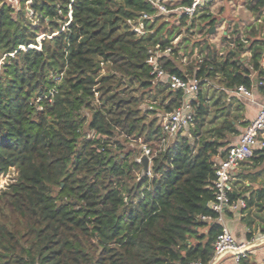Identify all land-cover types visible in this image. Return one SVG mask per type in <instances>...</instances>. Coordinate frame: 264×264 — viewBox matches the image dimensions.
I'll return each instance as SVG.
<instances>
[{
	"label": "trees",
	"instance_id": "1",
	"mask_svg": "<svg viewBox=\"0 0 264 264\" xmlns=\"http://www.w3.org/2000/svg\"><path fill=\"white\" fill-rule=\"evenodd\" d=\"M20 1L0 0V174L18 171L0 192V264H208L223 229L210 205L216 158L248 124L228 91L253 87L249 65L264 88V39L233 24L216 46L207 8L144 19L138 34L129 21L157 12L147 0ZM158 46L172 48L159 58L168 75L202 80L195 119L174 138L162 122L186 97L153 74ZM182 50L188 63L173 57ZM205 83L218 84L211 96ZM138 140L152 151L149 173L129 146ZM248 254L239 264H254Z\"/></svg>",
	"mask_w": 264,
	"mask_h": 264
},
{
	"label": "built area",
	"instance_id": "2",
	"mask_svg": "<svg viewBox=\"0 0 264 264\" xmlns=\"http://www.w3.org/2000/svg\"><path fill=\"white\" fill-rule=\"evenodd\" d=\"M152 4L157 12L154 15L144 14L138 21H129L134 31L138 34L146 33V27L144 19L154 18L157 15H170L178 14L180 16L186 15L189 18L198 16L202 9L208 8L214 0H192L191 4L178 5L174 8H170L167 1L173 0H147ZM176 43V42H175ZM157 51L154 52L151 62L153 64V74L157 79L166 77L173 89H182L185 92L184 103L175 108L172 112L164 116L162 125L164 131L170 138H174L181 131L186 129L195 119V112L192 105V101L199 95L202 80L194 78L186 80L178 75H168L159 63V58L163 54L171 53L172 48L166 50H160L158 46ZM236 94H240L247 98H252L253 92L245 85H240L237 89L232 90ZM167 141V140H166ZM165 141V142H166ZM143 154H147L151 159V149L143 144ZM264 150V103L261 105L257 116L247 125L244 133L242 134L240 141L228 148L226 157L218 164L216 170V198L211 202V208L218 213L216 220L223 226L222 232L217 236L215 243V253L213 259L208 264H218L219 257L227 251L241 250L246 244H239L234 234L224 225L223 216L227 208L237 210L246 206L244 200L232 201L229 195L230 188L229 183L232 179V170L237 168L243 161L250 160L256 155V150ZM205 220H212V217L203 216ZM264 237V236H263ZM247 253L242 254L245 256ZM236 256V255H235ZM237 262L240 260V256H236ZM194 264H202L200 262ZM264 264V261L262 262Z\"/></svg>",
	"mask_w": 264,
	"mask_h": 264
},
{
	"label": "crops",
	"instance_id": "3",
	"mask_svg": "<svg viewBox=\"0 0 264 264\" xmlns=\"http://www.w3.org/2000/svg\"><path fill=\"white\" fill-rule=\"evenodd\" d=\"M177 1L181 0H173L172 2ZM232 1L233 0H214L207 8L210 11V9L214 8L216 3L219 4L221 14L218 15L212 11L211 13L217 16L218 20L216 24L222 23L224 26L221 38L227 36L231 26L236 24L239 30H243L245 40L249 36V33L244 31V28L256 30L254 36H251L252 41L264 39V10L259 13L252 11L248 8V0H237L238 5L236 6L232 4ZM214 30L215 26L210 30V36L214 33ZM179 40L180 37L176 38L175 42ZM226 47L227 46H224V48ZM249 47L250 43H246L245 51L242 53V58H244L245 61H248L251 56V49H249ZM262 64L264 67V53ZM249 68L253 72L252 78L254 80V85L251 88L253 92L252 98H247L233 91H228V93L230 92L229 95L235 96L240 101V113L243 114L248 124L257 116L261 105L264 103V88L260 87L262 82L258 81V73L253 67L249 65ZM247 125L240 127V134L228 136L227 141H229V146L227 148L240 141ZM224 158L217 157L216 160L218 164ZM229 188L237 197L236 201H246V198L254 196L255 204L248 208L241 207L237 210L227 208L223 216L224 225L234 234L239 244H248L259 240L264 236V233H262V228L264 227V206L262 207L259 205L262 203L264 204V198L257 199L256 194L259 190L264 188V150L257 149L256 155L252 159L241 162L237 168L232 170V179L229 183ZM250 233L254 235L251 241L248 240V235ZM247 253H249V260L254 264H262L264 261V244ZM218 264H239V262H237L236 256L230 253L222 257Z\"/></svg>",
	"mask_w": 264,
	"mask_h": 264
},
{
	"label": "rangeland",
	"instance_id": "4",
	"mask_svg": "<svg viewBox=\"0 0 264 264\" xmlns=\"http://www.w3.org/2000/svg\"><path fill=\"white\" fill-rule=\"evenodd\" d=\"M8 3L12 4L17 10L20 8L21 6V1L20 0H7ZM232 4L234 6L238 5V1L237 0H233L232 1ZM210 11H212L213 13L215 14H221L220 12V8H219V4L216 3V5L214 6V8L210 9ZM173 21L177 22L178 20L176 18H172ZM178 23V22H177ZM224 26L222 23H218L215 25V30H214V33L211 34L210 36V41L212 43H214L216 46L220 47L221 48V45H220V42H221V37H222V30H223ZM192 38L195 39H199V34L197 32L193 33L192 35ZM175 43V41H174ZM177 43V42H176ZM183 48V46H182ZM189 49H191V47H189ZM188 49V50H189ZM184 50H182V52L179 54V57L178 56H175L173 55V57H175V60L179 63L181 62H184V63H188L189 60L191 59L190 56H188L187 54H184ZM214 85L210 84V83H205L204 85H202V89L204 91H208L209 92V95L211 96V92H212V89L214 88V86H218L217 83H213ZM143 107H148V103H145L143 105ZM162 113H160L161 115ZM139 143V144H138ZM138 143L137 142H131V144L129 145L130 147H134V148H138L139 150L140 149H143V144L142 143V140H138ZM18 177V171L15 169V168H12L10 169L8 172L6 173H1L0 174V192H2L3 190L7 189L9 187L10 184H12L13 182L16 181Z\"/></svg>",
	"mask_w": 264,
	"mask_h": 264
},
{
	"label": "water",
	"instance_id": "5",
	"mask_svg": "<svg viewBox=\"0 0 264 264\" xmlns=\"http://www.w3.org/2000/svg\"><path fill=\"white\" fill-rule=\"evenodd\" d=\"M139 162L143 165V173H149L150 172V164H151V159L147 154H142V156L139 159ZM264 244V237H261L259 240L251 242L246 244L241 250L238 251H227L223 253L220 257L219 260L224 257L227 254H234L236 256H241L242 254H245L249 252L250 250Z\"/></svg>",
	"mask_w": 264,
	"mask_h": 264
}]
</instances>
